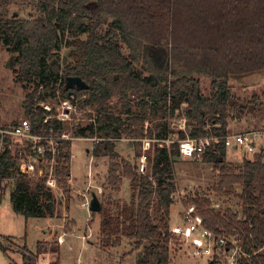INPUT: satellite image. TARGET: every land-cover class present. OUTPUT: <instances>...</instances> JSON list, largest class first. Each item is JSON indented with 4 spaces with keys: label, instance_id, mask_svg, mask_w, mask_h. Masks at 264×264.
Masks as SVG:
<instances>
[{
    "label": "trees",
    "instance_id": "trees-1",
    "mask_svg": "<svg viewBox=\"0 0 264 264\" xmlns=\"http://www.w3.org/2000/svg\"><path fill=\"white\" fill-rule=\"evenodd\" d=\"M12 2L21 3L19 12L10 14ZM0 7V45L12 54L16 82L33 86L22 103V118L32 122L36 133H60L71 128L56 119L45 123L41 102L67 99L80 110L90 106L96 123L78 125L73 135L103 139L92 152L111 159L112 189L120 190L123 178L130 182V202L104 205L99 200L102 210L91 211L100 216V246L109 249L127 241L138 251L134 264H171L178 144L167 150L153 142L143 174L138 160L119 161L113 140L166 138L173 133L171 121L182 117L188 128L174 132L177 139L227 136L236 106L230 81L264 77V0H0ZM159 52L164 64L158 63ZM70 77L87 86L68 87ZM203 77L210 80L209 96L202 91ZM19 121L2 124L15 127ZM71 144L60 143L55 165L60 186L70 182ZM227 150L221 140L199 158L220 170L218 192L234 195L237 186L242 188L241 213L231 208L215 212L203 200L191 201L215 234L236 237L244 253L237 264H264V149L236 167L227 163ZM17 163L8 153L0 159V188L14 183L13 210L26 219L57 216V198L45 178L20 174ZM12 245L0 234L2 251ZM43 245L38 241L35 251L21 247L23 264H39L47 252ZM231 247L215 249L208 264L222 263Z\"/></svg>",
    "mask_w": 264,
    "mask_h": 264
},
{
    "label": "rangeland",
    "instance_id": "rangeland-1",
    "mask_svg": "<svg viewBox=\"0 0 264 264\" xmlns=\"http://www.w3.org/2000/svg\"><path fill=\"white\" fill-rule=\"evenodd\" d=\"M21 7V3H10V14L19 12ZM66 53L67 49H64L62 56ZM157 60L160 64L166 61L160 52ZM10 62L12 65H9ZM230 84L233 87L232 94L236 106L231 111L229 134L264 132V77L250 76L242 80H231ZM32 89L33 86L29 83L16 82L12 54L0 45V123H10L25 116L22 103L26 94ZM202 91L204 95L211 94L210 80L205 77L202 78ZM130 98L135 99L132 95ZM114 102H118V98L112 103ZM53 105L61 110L60 102ZM242 106L245 110L240 113ZM85 110L87 109H82L73 117L71 116V124L66 123L71 128L72 169L68 185L52 190L58 203L57 216L26 219L17 214L13 210L10 199L14 183L4 182L2 184L0 188V234L10 238L14 246L12 245L7 252L0 248V264H23L21 247L27 246L35 251L38 241H43V247L47 250L40 257V264H134L138 251L134 250L132 243L123 241L120 246L109 249H103L100 246V216H93L89 205L83 204L86 200L91 201L94 194L104 205L108 202L114 205L115 203L123 204L131 201L132 194L127 178H123L120 190L112 189L108 182L111 159L107 156L95 157L93 155L94 143L103 139L97 136L76 137L73 135L72 130L75 127L86 126L89 124L90 117H97L95 110L91 112H85ZM79 118L81 120H78ZM176 127L177 121L172 120V132H176ZM177 136L178 134L176 139ZM123 137L113 140L115 151L120 155L119 161L123 159L131 163L139 161L138 155L142 151L139 144L141 142ZM245 158L253 159L254 155L240 149L228 148L227 163L230 166H240ZM174 170L175 190L172 195L174 202L170 215L172 226L180 224L186 208L196 207L191 201L192 198L203 200L204 205L211 207L215 212H224L231 208L241 213V200L238 194L241 193L242 188L237 186V193L234 195H224L218 192L220 170L214 165L203 162L199 157L181 156L176 158ZM204 199H209L210 203ZM217 236L224 239V241L220 239L216 241V238L213 240L218 252L223 251L229 243L233 247L237 245L235 236L230 238ZM60 237L63 238V243H59ZM174 243L175 253L172 254L171 264H208L216 254L213 251L212 257L198 256L194 254V249L190 245L182 244L178 240H174ZM233 247L224 252L220 264L227 263L228 258L235 251H232ZM50 248H55L56 251L50 252ZM240 256L241 254L237 255V260Z\"/></svg>",
    "mask_w": 264,
    "mask_h": 264
},
{
    "label": "built area",
    "instance_id": "built-area-1",
    "mask_svg": "<svg viewBox=\"0 0 264 264\" xmlns=\"http://www.w3.org/2000/svg\"><path fill=\"white\" fill-rule=\"evenodd\" d=\"M60 104L61 110L49 103L41 102L39 104L47 113H45V123L56 119L65 124H71V116L73 117L80 111L77 104H73L70 100H61ZM86 109L85 112L93 110L90 106H87ZM88 123L95 124L96 117H90ZM180 130L187 132V119L185 117L177 120L176 132ZM70 132L71 130L51 134L36 133L33 130L32 122L27 118H21L15 127H4L0 123V159L7 153L10 154L17 159V169L20 174L27 175L36 181L45 178L46 186L52 190H57L61 186L55 175V165L58 163L60 143L72 139ZM175 135L173 132L168 137L161 139H135L142 144L139 167L143 174L148 170L147 151L153 142L157 143L159 148L167 150H170L172 145L177 143L180 155L185 158L200 157L208 150L214 149L221 140L224 141L227 148L240 149L248 154L255 155L264 149V132L228 134L221 140L216 136L197 138L187 136L185 139H176ZM83 204L89 205L90 201L86 200ZM183 215L182 223L171 228L173 238L182 244L190 245L194 249L195 255L212 257L213 251L217 248L213 244L215 242L213 240L216 238V241L218 239L224 241V239L205 226L203 217L197 213L196 207L189 206ZM59 243H63L62 237L59 238ZM233 250L235 251L228 258L226 264H237V255H244L238 243L232 248Z\"/></svg>",
    "mask_w": 264,
    "mask_h": 264
},
{
    "label": "water",
    "instance_id": "water-1",
    "mask_svg": "<svg viewBox=\"0 0 264 264\" xmlns=\"http://www.w3.org/2000/svg\"><path fill=\"white\" fill-rule=\"evenodd\" d=\"M10 65H12V62H10ZM67 81H68V87L72 89H74L75 87L84 88L87 86L86 83L79 77H70L67 79ZM89 210L90 211H101L102 210V206L99 202V199L97 198L95 194L93 195V198L90 201Z\"/></svg>",
    "mask_w": 264,
    "mask_h": 264
},
{
    "label": "crops",
    "instance_id": "crops-1",
    "mask_svg": "<svg viewBox=\"0 0 264 264\" xmlns=\"http://www.w3.org/2000/svg\"><path fill=\"white\" fill-rule=\"evenodd\" d=\"M45 231L48 232L47 229H45ZM44 240L46 241L47 239H44Z\"/></svg>",
    "mask_w": 264,
    "mask_h": 264
}]
</instances>
